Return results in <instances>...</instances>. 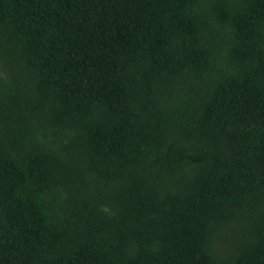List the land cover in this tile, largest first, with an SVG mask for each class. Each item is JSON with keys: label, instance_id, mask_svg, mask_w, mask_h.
<instances>
[{"label": "trees", "instance_id": "1", "mask_svg": "<svg viewBox=\"0 0 264 264\" xmlns=\"http://www.w3.org/2000/svg\"><path fill=\"white\" fill-rule=\"evenodd\" d=\"M0 264H264V0H0Z\"/></svg>", "mask_w": 264, "mask_h": 264}]
</instances>
